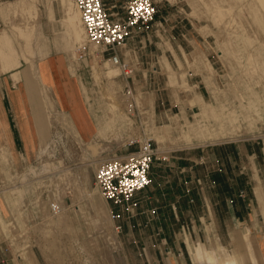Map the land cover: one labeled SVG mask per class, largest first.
I'll use <instances>...</instances> for the list:
<instances>
[{
    "label": "rangeland",
    "instance_id": "1",
    "mask_svg": "<svg viewBox=\"0 0 264 264\" xmlns=\"http://www.w3.org/2000/svg\"><path fill=\"white\" fill-rule=\"evenodd\" d=\"M152 1L157 14L142 33L145 44L134 53L121 49L134 67L125 79L106 57L97 58L100 50L87 42L71 0H0V39L17 48L16 39L24 40L28 74L37 82V62L59 58L79 80L97 128L80 139L45 98V138L34 141L31 156L17 158L0 145L3 264H196L191 250L198 244L218 256L231 253L238 264H264V0ZM67 2L81 28L76 41L65 25ZM199 132L214 138L199 140ZM142 137L171 155L206 147L254 150L236 180L245 202L232 204L233 215L231 203L210 189L201 202L204 218L194 224L199 235L166 237L168 251L159 236L144 232L138 208L121 215L117 232L94 172Z\"/></svg>",
    "mask_w": 264,
    "mask_h": 264
},
{
    "label": "crops",
    "instance_id": "2",
    "mask_svg": "<svg viewBox=\"0 0 264 264\" xmlns=\"http://www.w3.org/2000/svg\"><path fill=\"white\" fill-rule=\"evenodd\" d=\"M126 1L104 0V3L113 18H122ZM142 33L134 29L128 38L125 47L129 46L132 53L145 44ZM17 40L20 48L10 39H0V145L17 158L27 160L31 156L34 141L45 138L43 116L48 109L45 98H50L55 110L68 117L80 139H90L97 132L95 115L87 105L79 80L71 78L61 60L52 56L37 62V82L28 74L25 42ZM5 41L11 46L13 55ZM35 102L39 104L38 111L34 109ZM33 125L38 131L33 130ZM161 155L166 159L153 163L151 183L136 194L139 212L135 218L141 222L144 232L152 231L154 236H159V247L168 251L171 244L166 237L199 235L194 224L204 218L200 215L201 202L210 197V189L220 193L222 200H228L230 212L235 214V203L245 202V198L237 194L241 190L237 189L240 185L236 180L245 172V161L249 164L256 154L254 150L238 146L188 149ZM222 188L227 189L226 194ZM122 222L124 224V220ZM190 222L192 231L188 226Z\"/></svg>",
    "mask_w": 264,
    "mask_h": 264
},
{
    "label": "built area",
    "instance_id": "3",
    "mask_svg": "<svg viewBox=\"0 0 264 264\" xmlns=\"http://www.w3.org/2000/svg\"><path fill=\"white\" fill-rule=\"evenodd\" d=\"M79 14L86 40L100 50V56L130 78L134 73L131 63L121 56L134 29L146 32L154 21L157 8L152 0H127L122 18H113L104 0H71ZM127 151L103 159L95 169L94 183L104 200L111 205L110 218L117 232L121 231V215L131 217L138 208L136 194L151 183L150 170L155 161L166 159L147 137L131 139L124 145ZM59 202L50 204L54 213Z\"/></svg>",
    "mask_w": 264,
    "mask_h": 264
},
{
    "label": "bare ground",
    "instance_id": "4",
    "mask_svg": "<svg viewBox=\"0 0 264 264\" xmlns=\"http://www.w3.org/2000/svg\"><path fill=\"white\" fill-rule=\"evenodd\" d=\"M67 3L68 5L65 8L66 9L65 10L66 12L65 25L68 29V32H69L68 34H70V36H72L73 39H75L76 41L81 36V30H80L81 28H80V24H78L79 20H78L77 14L73 12V10L71 9L72 6L70 7L69 2ZM196 137L199 140H208V139L214 138V136L211 134L205 135V134H202L201 132H199V134H197ZM191 255L196 264H206V263L207 264H220V263L221 264H238L233 254L223 251L221 256H218L216 251H214L213 249L208 250L204 248L201 244H198L197 246H195V249L191 250ZM249 257L253 262L257 261L255 257L253 256L251 250L249 251Z\"/></svg>",
    "mask_w": 264,
    "mask_h": 264
}]
</instances>
